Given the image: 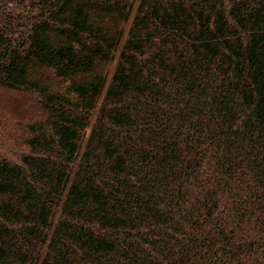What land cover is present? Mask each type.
Here are the masks:
<instances>
[{"label":"trees","instance_id":"1","mask_svg":"<svg viewBox=\"0 0 264 264\" xmlns=\"http://www.w3.org/2000/svg\"><path fill=\"white\" fill-rule=\"evenodd\" d=\"M0 113V264H264V0H0Z\"/></svg>","mask_w":264,"mask_h":264},{"label":"rangeland","instance_id":"2","mask_svg":"<svg viewBox=\"0 0 264 264\" xmlns=\"http://www.w3.org/2000/svg\"><path fill=\"white\" fill-rule=\"evenodd\" d=\"M25 105V104H24ZM7 106L9 107V108H11V109H16L17 107V104H13V105H9L8 103H7ZM3 113H10V112H3ZM3 113H0V114H3ZM7 122H9L10 124H13V122H11V119H9L8 118V120H7Z\"/></svg>","mask_w":264,"mask_h":264}]
</instances>
